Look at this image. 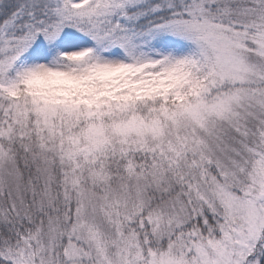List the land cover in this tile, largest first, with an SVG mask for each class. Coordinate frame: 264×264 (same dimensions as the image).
<instances>
[{"label": "snow or ice", "instance_id": "obj_1", "mask_svg": "<svg viewBox=\"0 0 264 264\" xmlns=\"http://www.w3.org/2000/svg\"><path fill=\"white\" fill-rule=\"evenodd\" d=\"M0 264H264V0H0Z\"/></svg>", "mask_w": 264, "mask_h": 264}]
</instances>
